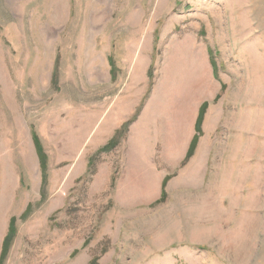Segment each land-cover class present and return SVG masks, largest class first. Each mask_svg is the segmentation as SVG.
Wrapping results in <instances>:
<instances>
[{"label":"rangeland","instance_id":"374dc122","mask_svg":"<svg viewBox=\"0 0 264 264\" xmlns=\"http://www.w3.org/2000/svg\"><path fill=\"white\" fill-rule=\"evenodd\" d=\"M11 218L0 264H264V0H0Z\"/></svg>","mask_w":264,"mask_h":264},{"label":"trees","instance_id":"16d2710c","mask_svg":"<svg viewBox=\"0 0 264 264\" xmlns=\"http://www.w3.org/2000/svg\"><path fill=\"white\" fill-rule=\"evenodd\" d=\"M206 107H207V103H202L200 105V107L198 108L197 116H196V119H195V122H194V127H193L194 128L193 129L194 130V135L191 138L190 143L188 145V148L186 150L185 157H184V159L182 161L183 164L186 163L192 157V154H193L194 149L196 147L198 138L200 137V134H201L200 133L201 132L200 131V125L202 123V119H203ZM33 142H34V145H35L36 155H37V158H38L39 163H40V169H41V171H43V175H44V172H45V169H46V156L41 151V149H40L35 137L33 138ZM168 179H169L168 177H165L162 180V183H161V196H160L161 199H163V196H165L164 187H165L166 182L168 181ZM13 227H14V219L11 218V220L9 222V227H8V230H7V235L3 239L1 250H0V263L5 258L6 254H7V249H8L10 240L12 239L13 233H14Z\"/></svg>","mask_w":264,"mask_h":264},{"label":"bare ground","instance_id":"6f19581e","mask_svg":"<svg viewBox=\"0 0 264 264\" xmlns=\"http://www.w3.org/2000/svg\"><path fill=\"white\" fill-rule=\"evenodd\" d=\"M192 54H193V53H192ZM194 54H195V53H194ZM193 65H195V64H193ZM189 67H190V66H189ZM194 67H195V66H194ZM192 68H193V67H192ZM196 69H198V68H196ZM197 72H198V71H197ZM197 72H196V73H197Z\"/></svg>","mask_w":264,"mask_h":264}]
</instances>
